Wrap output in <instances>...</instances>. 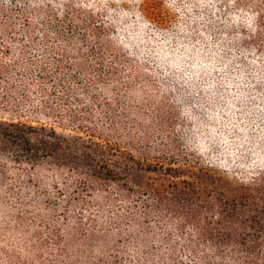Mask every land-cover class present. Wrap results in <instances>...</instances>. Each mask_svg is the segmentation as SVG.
<instances>
[{"label":"trees","instance_id":"trees-1","mask_svg":"<svg viewBox=\"0 0 264 264\" xmlns=\"http://www.w3.org/2000/svg\"><path fill=\"white\" fill-rule=\"evenodd\" d=\"M58 2L67 12L63 20L83 47L71 61L63 60L64 48H58L60 59L49 61L57 63L55 73L50 74L49 63H39L37 75L73 99L79 97L78 85H66L64 70L76 83L85 76L84 88L101 103L106 121L101 128L84 124L83 115L90 111L81 104L82 110L67 114V122L52 111L58 125L85 134L102 155L123 152L146 173L142 183L128 184L102 160L88 173L74 172L77 182L88 195L113 188L119 199L143 204V216L133 213V221L143 225L155 218L167 233L173 228L193 253L190 264L197 259L203 264H261L264 2L251 13L252 21L206 0H0V9L9 19L25 8L51 10ZM77 17L83 26L75 23ZM103 49L114 53V63L102 60ZM116 49L132 63L145 64L148 81L155 79L154 94L135 100L143 116L132 106H121L118 92L117 107L107 96L99 97L104 78L119 81ZM9 51L0 42V76L8 72L3 59ZM15 63L21 69L26 62ZM5 82L0 77V113L20 117L23 111L18 100H11ZM27 92L19 93L22 100ZM40 113L38 107L29 110L34 118Z\"/></svg>","mask_w":264,"mask_h":264},{"label":"rangeland","instance_id":"rangeland-1","mask_svg":"<svg viewBox=\"0 0 264 264\" xmlns=\"http://www.w3.org/2000/svg\"><path fill=\"white\" fill-rule=\"evenodd\" d=\"M206 1L218 7L221 4L238 18L251 21L253 10L264 2ZM55 5L51 10L25 8L12 13L9 19H5L6 11L0 9V42L10 48L3 59L8 72L0 77L7 82L4 84L8 85L11 100H18V108L24 114L16 117L0 113V264H190L193 253L184 247L173 228L167 233L164 223L155 218L143 225L133 221V213L138 218L143 216V204L132 198L119 199L113 188L88 195L86 186L77 182L74 172L88 173L102 160L128 184L142 183L146 173L123 152L102 155L85 134L58 125L52 111L59 112L67 122V114L82 110L81 104L90 111L89 116L83 115L84 124L101 128L106 121L100 114L101 103L90 98L84 88L85 76L76 83L70 71L64 70L66 85L74 88L78 85L79 97L73 99L64 97L59 86H54V91L47 77L37 75L39 63L60 59L58 48H64L61 58L71 61L72 54L83 47L74 38V29L63 20L67 12L62 10L61 2ZM75 23L83 26L81 17ZM102 51L106 63L116 61L114 53ZM116 51L121 58L116 66L119 81L104 78L98 86L99 97L107 96L117 107L114 97L118 92L121 106H132L135 112V100H141L147 93L154 94L155 79L147 80L145 64L132 63L121 50ZM16 60L26 63L17 69ZM49 65L50 74H54L53 66L57 63ZM130 86L137 91L131 93ZM26 89L27 95L22 100L19 93ZM41 99L46 101L40 102ZM35 107L41 112L37 118L29 115V110ZM136 114L143 116L140 111ZM191 264L203 263L197 259Z\"/></svg>","mask_w":264,"mask_h":264}]
</instances>
